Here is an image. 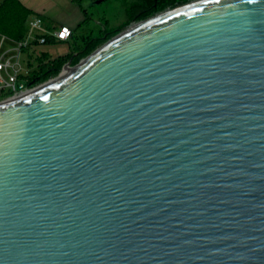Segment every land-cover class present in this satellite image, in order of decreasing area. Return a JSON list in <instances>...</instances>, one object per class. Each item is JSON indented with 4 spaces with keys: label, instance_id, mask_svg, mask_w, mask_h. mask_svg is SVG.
I'll return each mask as SVG.
<instances>
[{
    "label": "water",
    "instance_id": "water-1",
    "mask_svg": "<svg viewBox=\"0 0 264 264\" xmlns=\"http://www.w3.org/2000/svg\"><path fill=\"white\" fill-rule=\"evenodd\" d=\"M0 103V264H264V0H197Z\"/></svg>",
    "mask_w": 264,
    "mask_h": 264
},
{
    "label": "built area",
    "instance_id": "built-area-1",
    "mask_svg": "<svg viewBox=\"0 0 264 264\" xmlns=\"http://www.w3.org/2000/svg\"><path fill=\"white\" fill-rule=\"evenodd\" d=\"M41 32L42 34H39ZM72 36V30L67 26H62L58 31L48 32L44 29L41 18L32 21L28 35L19 41L9 40L6 36L0 37V102L13 100L63 77L67 67L66 63L57 75L42 80L41 71L32 79L29 73L40 69L42 66H49L50 62L37 63V67L29 64L27 58L24 59L26 51L34 44H46L48 37H52L55 42L67 41ZM9 42L10 45L6 43ZM72 66V63H71Z\"/></svg>",
    "mask_w": 264,
    "mask_h": 264
},
{
    "label": "rangeland",
    "instance_id": "rangeland-1",
    "mask_svg": "<svg viewBox=\"0 0 264 264\" xmlns=\"http://www.w3.org/2000/svg\"><path fill=\"white\" fill-rule=\"evenodd\" d=\"M97 1L100 2L102 0ZM136 3L138 5H136ZM89 4L90 2L86 5ZM141 4L143 6V2L141 0H106L99 4L92 5L90 7V13L93 18L83 27L77 29L74 38L71 39V42L40 45L37 50L38 52L47 51L52 58L63 56L67 53L75 55V53L85 47V42H87L89 38H100V43L94 50L96 51L112 38L129 30L130 28L135 27L146 18L153 17L159 13L158 12L155 15L146 18L142 17L144 10L145 12L148 11V7H140ZM127 24L129 25L126 26ZM105 27L107 29L106 32L104 29ZM114 32L117 33L114 34ZM37 63V61H34L33 67L36 68ZM39 71H41V67L40 69L29 73V78L32 79Z\"/></svg>",
    "mask_w": 264,
    "mask_h": 264
},
{
    "label": "crops",
    "instance_id": "crops-1",
    "mask_svg": "<svg viewBox=\"0 0 264 264\" xmlns=\"http://www.w3.org/2000/svg\"><path fill=\"white\" fill-rule=\"evenodd\" d=\"M25 8L31 10L34 15L31 16V24L33 19L43 17L42 23L43 27L46 31L52 33L58 31L62 26H67L72 30V36L67 41H61L60 43H69L71 39L74 38L77 29L83 27L88 23L89 20L93 18L90 13V7L92 5L99 4L103 1L98 2L97 0H18ZM4 2V0H0V6ZM90 2L89 5H86ZM28 33L30 31V27ZM106 32V27L104 28ZM27 33V35H28ZM42 34L41 32H38ZM26 35V36H27ZM5 36V35H0ZM7 37V36H6ZM8 38V37H7ZM9 40H13L8 38ZM96 39V38H95ZM59 43V42H55ZM10 45L9 42L6 43ZM47 44V43H46ZM40 45L45 44H34L31 49H28L25 54V58L29 60V64L33 66V62L37 61L41 62H50L59 57H63L68 55L65 54L63 56L50 57L47 51L38 52V47ZM79 52L75 53V56L78 55Z\"/></svg>",
    "mask_w": 264,
    "mask_h": 264
},
{
    "label": "trees",
    "instance_id": "trees-1",
    "mask_svg": "<svg viewBox=\"0 0 264 264\" xmlns=\"http://www.w3.org/2000/svg\"><path fill=\"white\" fill-rule=\"evenodd\" d=\"M143 2L140 7H148V11L144 12L142 17H150L158 12H162L168 8L169 5L175 3V0H164L162 3L154 7L155 0H141ZM136 5H138L136 3ZM34 13L25 8L18 0H4L0 6V35H5L10 39L19 41L26 37L29 26L31 24V16ZM43 20V17L40 16ZM148 19V18H146ZM127 24L126 26H128ZM125 26V27H126ZM113 33V32H112ZM117 32H114V34ZM108 34V33H107ZM110 34V33H109ZM99 39L89 38L85 42V47L81 49L78 55L68 54L63 57H59L52 60L49 66L41 67L42 80H46L51 76H55L62 69V67L71 61L72 65H76L81 59L92 53L100 43ZM55 40L52 37H48L47 44H54Z\"/></svg>",
    "mask_w": 264,
    "mask_h": 264
},
{
    "label": "flooded vegetation",
    "instance_id": "flooded-vegetation-1",
    "mask_svg": "<svg viewBox=\"0 0 264 264\" xmlns=\"http://www.w3.org/2000/svg\"><path fill=\"white\" fill-rule=\"evenodd\" d=\"M162 1L164 0H155V4H154V7H156L158 4L162 3ZM193 1H197V0H175L173 4L169 5L168 8H166V10L164 11H167V10H170V9H173L175 7H178V6H181V5H184V4H187V3H190V2H193ZM145 12V10H144ZM163 12V11H162ZM160 13V12H159Z\"/></svg>",
    "mask_w": 264,
    "mask_h": 264
},
{
    "label": "bare ground",
    "instance_id": "bare-ground-1",
    "mask_svg": "<svg viewBox=\"0 0 264 264\" xmlns=\"http://www.w3.org/2000/svg\"><path fill=\"white\" fill-rule=\"evenodd\" d=\"M71 71H72V69H71V68H69V69H66L63 75L65 76V75L69 74Z\"/></svg>",
    "mask_w": 264,
    "mask_h": 264
}]
</instances>
